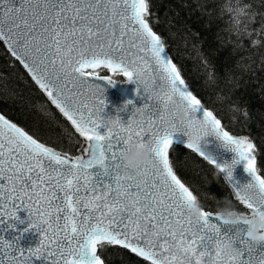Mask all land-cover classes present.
Returning <instances> with one entry per match:
<instances>
[{"label":"snow or ice","instance_id":"obj_1","mask_svg":"<svg viewBox=\"0 0 264 264\" xmlns=\"http://www.w3.org/2000/svg\"><path fill=\"white\" fill-rule=\"evenodd\" d=\"M148 15V0H19V6L0 0V43L86 142L85 153L73 156L0 114V216L17 218V209L25 208L30 227L41 232L28 255L0 237V264H32V257L45 255L50 264H106L100 254L106 245L148 264H264V243L247 239L255 225L264 231V170H258L256 145L225 130L194 94ZM101 68L135 82L152 103L134 108L127 124L102 118L104 90L96 81H116L101 77ZM173 101L187 112L183 125ZM180 131L187 148L230 182L247 217L237 227L204 205L199 221L187 215V202L198 196L169 156ZM209 135L235 153L231 163H217L202 148ZM133 142L149 144L156 162L142 183L120 177V155ZM241 161L251 181L238 185L233 170ZM97 165L112 176L103 188L89 171ZM225 242L237 249L236 258L223 254Z\"/></svg>","mask_w":264,"mask_h":264},{"label":"trees","instance_id":"obj_2","mask_svg":"<svg viewBox=\"0 0 264 264\" xmlns=\"http://www.w3.org/2000/svg\"><path fill=\"white\" fill-rule=\"evenodd\" d=\"M148 20L181 68L194 94L225 130L255 145L264 170V0H148ZM237 15L236 7H243ZM233 8L230 12L228 9ZM123 82L121 74L98 70ZM0 113L64 153L80 155L85 141L29 79L0 43ZM174 170L215 212L216 198L236 203L220 174L193 152L169 151ZM106 264H148L122 248L105 246Z\"/></svg>","mask_w":264,"mask_h":264},{"label":"water","instance_id":"obj_3","mask_svg":"<svg viewBox=\"0 0 264 264\" xmlns=\"http://www.w3.org/2000/svg\"><path fill=\"white\" fill-rule=\"evenodd\" d=\"M14 2L17 6H19V0H14ZM2 44L5 47V49L7 50V52L10 54V56L20 65V67L23 69V71L26 73V75L29 77V79H31V81L35 84V82L31 78L30 74L23 67V65L18 60H16L15 57L12 56L7 45L4 43H2ZM101 69H103V68H101ZM100 76L106 77V76H102V75H100ZM124 79H125L124 82H116L113 85L107 84L106 80L96 81V82L101 84V87L104 90V95L101 98L105 99V107H104V111L101 113V116L105 120L110 119V118L119 117L122 123L127 124L128 120L132 117L134 108H140V107H143L146 103H148V104L152 103L148 99L147 95L143 92L142 89L137 91L138 85L135 82H127V79L125 77H124ZM37 88L39 89L38 86H37ZM97 95H100V93L98 92ZM128 101H131V103H127ZM197 115L199 116V114H197ZM66 121H67V119H66ZM67 122L71 125V123L69 121H67ZM99 131L101 133H103L104 128L99 129ZM232 135H234V134H232ZM234 136H236L238 138L243 137V136H239V135H234ZM172 140H173V143H172L170 149L174 146L182 147V148H185V149L193 152L194 154H196L200 158H202L198 153L187 148V136L185 135V133L183 131L174 133ZM85 144H86V142H85ZM201 146L205 151L211 153V155L215 158L217 163H220V164H222L224 162L231 163L232 160L235 158V153L230 151V150L223 148L221 146V142L218 141L215 136L209 135L207 137H204L201 141ZM84 153H85V149H84V151L81 152V154H84ZM205 162H207V161H205ZM211 166H213V165H211ZM216 170L220 173V171L218 169H216ZM89 171L93 174L94 179L97 182H99V187L103 188L105 183H109V184L112 183V176L111 175H108V176L102 175L103 169L100 166H98V165L94 166ZM220 175L222 176L225 183L230 188L232 195L234 196V190L232 189L230 182L226 179L224 174L220 173ZM233 180L235 182H237L238 185L239 184H246V183L251 181V176L249 173H247L245 171V165H244L243 161H241L239 164H237L234 167ZM0 183H3V181H0ZM213 213H215V212H213ZM16 217L17 218L9 219L8 215L0 216V237H3L4 240H7V241L15 244L17 246V248L23 249L25 252V255H28L29 249L35 248L39 245V242L41 239V232L39 230H37L36 228L30 227V224L32 223V221L29 218V212L27 209L18 208L17 213H16ZM9 225H12V226L10 227ZM239 227L245 228V230H246L245 225H240ZM223 231L227 232L228 227H225L223 229ZM233 231H235V229H233ZM261 248L264 249V245H262ZM126 251H128V250H126ZM17 255H19V253ZM133 255L136 256L135 254H133ZM140 259H142V258H140ZM31 261H32V264H50V260L48 258H46V255L41 256L40 258L32 257Z\"/></svg>","mask_w":264,"mask_h":264},{"label":"clouds","instance_id":"obj_4","mask_svg":"<svg viewBox=\"0 0 264 264\" xmlns=\"http://www.w3.org/2000/svg\"><path fill=\"white\" fill-rule=\"evenodd\" d=\"M247 5L241 7L246 8ZM240 14H243L241 12ZM128 101L127 103H130ZM173 115L178 124L183 125L187 120V112L183 106H176V102L173 101ZM156 162L153 158V152L151 146L147 143L141 145L138 143H131L127 151H124L120 155V177L122 180L127 181L129 179L134 180L137 183H142L145 178V171L149 168H154ZM187 215L193 220V222L201 219V212L203 210V204L201 199L197 197L195 201H188L186 204ZM215 215L229 222L230 227H237L247 217L238 211L231 199L226 196L221 199L216 198ZM247 239L252 245H259L264 243V231H262L259 225L253 226L247 233ZM222 252L225 256L236 258L238 251L234 245L230 242H225L222 246Z\"/></svg>","mask_w":264,"mask_h":264}]
</instances>
